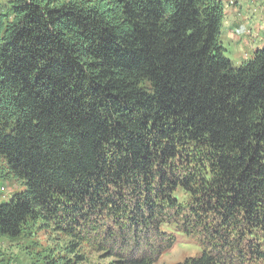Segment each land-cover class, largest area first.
Listing matches in <instances>:
<instances>
[{
	"label": "trees",
	"instance_id": "trees-1",
	"mask_svg": "<svg viewBox=\"0 0 264 264\" xmlns=\"http://www.w3.org/2000/svg\"><path fill=\"white\" fill-rule=\"evenodd\" d=\"M5 3L0 178L24 191L0 245L158 264L177 233L200 255L176 264H264V47L232 67L222 1Z\"/></svg>",
	"mask_w": 264,
	"mask_h": 264
},
{
	"label": "rangeland",
	"instance_id": "rangeland-1",
	"mask_svg": "<svg viewBox=\"0 0 264 264\" xmlns=\"http://www.w3.org/2000/svg\"><path fill=\"white\" fill-rule=\"evenodd\" d=\"M5 0H0V5H5ZM246 31H248L246 29ZM222 45L225 50V57L230 61L233 68L240 66L241 59L239 57V52L237 51V47L228 43L226 40L222 39ZM252 59L250 57L248 60ZM24 191V187L20 183H15L14 180L10 177H6L1 179L0 178V203L4 202L7 203L10 201L13 195L17 194L18 192ZM176 241L172 248L167 250L161 257L158 264H176L182 263L185 259L188 258H196L200 255V250L197 245L183 238L181 235H175ZM37 243L41 246L40 251H43L45 248H48L46 245V241L42 234L36 236L35 239L31 241H18V243L11 244L8 243L7 245H0V264H34L35 255L34 254L38 250V246H33L32 243ZM32 250L27 252L24 250V247ZM264 250V244L262 245ZM30 256V257H29ZM95 257H92L91 263H99ZM103 264V262H100Z\"/></svg>",
	"mask_w": 264,
	"mask_h": 264
},
{
	"label": "crops",
	"instance_id": "crops-1",
	"mask_svg": "<svg viewBox=\"0 0 264 264\" xmlns=\"http://www.w3.org/2000/svg\"><path fill=\"white\" fill-rule=\"evenodd\" d=\"M221 1L224 20L220 41L224 39L237 47L242 64L264 47V0Z\"/></svg>",
	"mask_w": 264,
	"mask_h": 264
},
{
	"label": "bare ground",
	"instance_id": "bare-ground-1",
	"mask_svg": "<svg viewBox=\"0 0 264 264\" xmlns=\"http://www.w3.org/2000/svg\"><path fill=\"white\" fill-rule=\"evenodd\" d=\"M230 3H232V2H230Z\"/></svg>",
	"mask_w": 264,
	"mask_h": 264
}]
</instances>
